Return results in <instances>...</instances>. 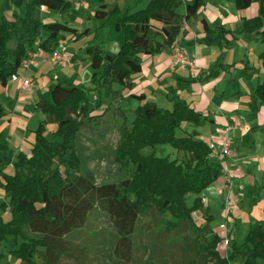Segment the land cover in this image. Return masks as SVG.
Segmentation results:
<instances>
[{"label":"trees","instance_id":"trees-1","mask_svg":"<svg viewBox=\"0 0 264 264\" xmlns=\"http://www.w3.org/2000/svg\"><path fill=\"white\" fill-rule=\"evenodd\" d=\"M102 1L93 17L113 19L122 41L114 53L98 45L86 47L94 85L88 90L100 88L105 97L115 98L119 95L112 89L115 82L126 88L129 96L143 101L133 110L128 127L125 121L119 126L121 135L114 158L128 176L118 182L97 183L90 171L80 170V129L110 106L97 111L101 100L90 106L86 89L63 81H56L48 97L38 93L35 107L45 114V120L36 130L31 154H18L12 174L0 170V187L9 195V202L0 208L10 213L8 221L0 214V240L13 236L9 253L16 259L14 264H63L65 260L85 264L89 244L96 246L95 253H105L111 264H264V220L252 221L241 243L230 241L225 251L222 249L223 237L211 227L212 215L199 196L221 175L219 160L212 157L209 144L197 138L195 129H185L181 136L175 134L183 122L198 127L212 119L185 100L175 99L174 92L170 109L146 100L142 91L132 92L133 76L141 72L143 58L167 47L171 50L178 36L184 34L183 26L198 15L203 0H146L143 7H138L143 0H136L124 9L117 4L107 9ZM229 1L238 10L257 3V14L243 18V28L260 33L264 42V0ZM6 4L22 7L24 12L11 18L0 14L2 86L17 75L30 51L40 48L51 54L58 48L61 32L75 39L83 34L66 22L45 23L42 19L46 8L68 9V0H6ZM180 5L184 6L182 14L177 11ZM201 22L203 40L211 44L212 29L206 20ZM258 57L264 64V51ZM217 73L211 69L206 77ZM250 102L264 104V78L251 93ZM46 122L56 124L52 136L62 137L61 151L54 150L52 141L43 136ZM163 144L180 157L141 152L147 146ZM189 194L193 195L190 202ZM195 212L200 213V222L193 219ZM99 217H106L112 226L109 248L98 230L90 231L98 236L95 241L84 242L88 225H95L91 218ZM142 236L151 242L149 257L135 256ZM3 257L0 253V264Z\"/></svg>","mask_w":264,"mask_h":264},{"label":"rangeland","instance_id":"rangeland-1","mask_svg":"<svg viewBox=\"0 0 264 264\" xmlns=\"http://www.w3.org/2000/svg\"><path fill=\"white\" fill-rule=\"evenodd\" d=\"M68 1L70 2V7L65 11L47 8L42 11V18L46 22H66L70 26L76 28L79 33L83 32L78 39L73 38V36L69 33L61 32L59 34L58 47L63 49L61 52H66L69 62L65 66H57L51 62L58 70L56 71L54 68L52 69H54V74L58 73L60 76L61 71L69 68L72 63L75 68L70 70L72 71L71 75L67 78L60 79V81L86 89L87 97L90 100V106L96 105L97 102L101 100L99 104L100 109L97 111H100L103 107L107 108L110 106L109 110L105 111L103 115L94 117L92 120L87 121L82 125L78 138L77 154L80 161L81 172L90 171L97 183L118 182L128 176V172L125 168H123L114 158L115 149L121 135L119 126L125 121L128 127V123L134 117L133 110L143 101H139L134 96H129L128 90L126 88L123 89L120 84L115 82L112 84V89L119 92V95L115 98L105 97L100 88H96V90H88L92 89L94 85L90 82L92 70L89 67L86 47L89 45H98L105 51L114 53L120 46L122 35L118 31L114 30L113 19L109 18L101 20L93 17V12L101 3L100 0ZM102 2L106 4L107 9L113 6L115 2H117L119 7L123 9L124 3L131 6L134 5L136 0H103ZM145 3L146 0H143L139 3L138 7H143ZM183 9L184 6L180 5L177 8V11H183ZM252 9L253 7H248L246 9L238 10L234 7L233 2L229 0H203V5L198 12L199 14L196 17L191 18V23L192 25H197L198 28H200L202 27V22H200L199 18L207 19L213 32L212 41L214 42L213 44L201 45V49L206 51V53L210 54L212 52H219L220 54H225L228 49H235V51L232 52V60L234 57L239 56L238 59L235 60L236 62L231 63L229 66L232 67V78L235 80L234 82L239 84L242 88L243 86H248L249 84L250 86L252 85L253 87L251 90L254 91L257 85V78H264V64H262L258 57V55L264 51V42H262L260 33H252L243 28V18H249L250 16H254V14H256L252 12ZM23 12L24 10L22 7H12L6 4V0H0V14H3L5 17L11 18L13 14L22 15ZM209 12L214 13V15L212 16ZM103 22L104 26H102ZM220 22L223 24L221 25ZM221 26L224 30H222ZM248 48H252L253 50V56L251 57L249 65L252 69H247V63L243 55L244 53L246 54ZM218 66H220V64ZM75 70L79 71V76L75 75ZM229 78L230 74L226 73V81ZM45 82L46 83H44V81H39L38 87L42 89V94H45L48 97L49 89L56 83V80L48 77ZM140 91L141 89L139 88L134 91L132 89V92ZM253 91L250 93H253ZM143 92L147 93L148 98L150 97V90L149 93L148 91ZM158 92L159 95L162 94L160 91ZM14 93L17 95V90L15 91L14 87L9 88L8 86L5 87L0 84V103L4 108V113L2 115L0 114V170L6 174H8L7 170H9L10 174L13 173V163L16 161L20 152L24 153L27 157L30 156L31 148L35 143L36 130L39 123L45 120V114H43V112L37 109L34 105V103L38 101L39 95L37 93L34 94L35 101L32 98H28L20 102V107L16 109H14V107L17 96L13 99V96L15 95ZM157 95L158 94L151 96L158 105L163 107L172 106V101L170 99ZM172 95L173 93L169 95V98ZM243 112L245 114L246 111L244 110ZM121 113H124L126 117L124 118ZM194 128L197 127H192V125L183 122L181 126L177 128L175 134L177 136H181L186 133V131H184L185 129L190 132ZM198 129H201V126H198ZM55 130L56 124L46 122L42 134L47 140L52 141L54 150L61 151L63 149L62 137H53L52 135H54ZM197 136L200 137L201 135L198 134ZM141 152L145 155L153 153L154 155L161 157L167 155L170 158H175V156L177 158L180 157V153H177L176 150L167 144L155 145L154 147L147 146L142 149ZM54 167L55 165H53V168ZM192 197L193 195L189 194L187 196V201L190 202ZM3 202L6 204L9 202V195L5 193L2 187H0V205ZM241 208L243 209L244 214L242 212L243 217L240 222L242 224L239 227L240 229H238V236L239 234L240 236H243L245 227H242V225L247 221L248 217L252 220L251 216L253 215L250 208L247 209L245 205H242ZM7 211L9 210L2 211L0 208L1 218L3 219L4 217V221L10 218V213ZM212 212L215 217L212 225L215 226L218 222V215L216 210L213 208ZM254 212H256V210ZM192 217L196 222H200L201 218L198 212L193 213ZM90 221L95 225H88L87 228L89 232H87L86 238L83 237L84 242L89 244L92 239L95 241V238L98 236L90 231L98 230L97 233H99L100 239L103 238L106 243L105 247L109 248L110 245L108 240L111 238L112 234V226L109 220L106 217H99L97 219L91 218ZM219 228V231L226 229V222L223 221L220 223ZM141 242L142 245H138V250L135 253V256H151V242H147V238H145V236H142ZM13 244L14 240L11 235H6L4 239L0 240V253H3L4 255L2 264H14L16 262V259L9 253ZM96 250L97 248L95 245H88V251L90 253L87 254V258L84 260L85 264H111V259L104 256L105 253H95ZM63 264L74 263L72 261L65 260L63 261ZM232 264H240V262L235 261Z\"/></svg>","mask_w":264,"mask_h":264},{"label":"crops","instance_id":"crops-1","mask_svg":"<svg viewBox=\"0 0 264 264\" xmlns=\"http://www.w3.org/2000/svg\"><path fill=\"white\" fill-rule=\"evenodd\" d=\"M115 4L118 5L117 2ZM127 6L130 5L124 3V8ZM249 7H253L252 12L257 14L258 6L256 2H253ZM178 12L182 14L184 9ZM209 13L212 16L214 15V13ZM202 19L207 21L206 18H199L200 22ZM43 21L48 23L44 19ZM220 23L221 25L223 24L222 22ZM102 26H104V22ZM183 29L184 34H180L175 43L191 59L193 67L174 65L171 50L167 47L160 53L143 58L141 72L133 76L134 85L132 89L134 91L139 88L141 91H148V93L150 90L149 98L147 93L142 91L146 95V100L153 101L157 106L167 109L171 107L158 105L152 96L158 94L157 96H164L170 99L171 96L169 98V95L174 92L175 99H183L190 104V107L208 115L212 122L205 123L201 126V129H198V127L194 129L199 135L203 136H197L198 139L207 140L206 143L208 144L214 143L217 149H220L219 138L224 134L226 126L232 124L234 120L238 122L239 125L226 132L229 140V150L219 160L221 175L199 194L212 215L211 227L223 237V245L221 247L225 251V235H230V241L241 243L249 224L254 220H264V104L258 102L254 105L251 104L250 92L253 91L251 90L252 85L250 86L249 84L242 88L234 82L232 67L229 66L238 59L239 55L232 60V52L235 49L225 50V54H220L219 52L208 54L201 49L202 44H207L203 40V27L198 28L197 25H192L190 19L183 26ZM57 50L62 51L63 49L58 47ZM243 55L247 63V69H252L249 66L253 56L252 48H248L246 54L244 53ZM49 58L50 54L44 53L43 57H40L27 69L20 68L17 73V79L12 80L10 78L6 86L9 88L14 87L15 91L17 90V95L14 93L15 95L13 96V99L17 96L14 109L20 107L19 103L28 98L34 100L35 93H42V89L38 87L39 81L46 83L45 81L48 77L60 81V79L69 77L72 72L70 70L75 68L71 63L69 68L63 69L59 76L58 73L54 74V69L56 71L58 69L53 66ZM219 64L220 66H218ZM211 69L218 70V73L215 76L206 77ZM75 73L76 76H79L78 70H75ZM226 73L230 74V78L227 81L225 79ZM22 76L33 81L34 91L32 94L21 89L19 77ZM204 77L206 78L204 79ZM260 81L261 79L257 78L256 83ZM158 91L162 94L159 95ZM0 107L4 113L1 103ZM243 109L246 111L245 114ZM7 173L10 174L9 170H7ZM228 197L236 200V206L225 217L223 208ZM242 205H245L247 209L250 208L253 215L251 214L252 220L248 217L247 221L242 225V227H245L243 236H240V234L238 236V229H240L239 227L242 224L240 222L244 214L241 208ZM212 208L216 210L218 215V222L215 226L212 225L215 219ZM255 210L256 212H254ZM9 219H6V221ZM223 221L226 222V229L219 231L220 223Z\"/></svg>","mask_w":264,"mask_h":264},{"label":"built area","instance_id":"built-area-1","mask_svg":"<svg viewBox=\"0 0 264 264\" xmlns=\"http://www.w3.org/2000/svg\"><path fill=\"white\" fill-rule=\"evenodd\" d=\"M78 4V3H77ZM83 4V3H82ZM171 53L174 58V65L179 64L181 67H193V62L191 59L188 58V56L185 54L182 48H180L177 44L172 46ZM44 52L42 49L37 48L33 51H30L27 56L21 61L20 68L27 69L30 65L34 64L40 57H43ZM50 60L52 63H54L57 66H65L69 62L68 55L66 52H61L58 50H54L50 54ZM18 78V75L14 74L11 76L12 80H15ZM20 80V87L22 90L26 91L29 94L33 93V81L25 76L19 77ZM238 124L236 120L233 121L232 124H228L226 128L224 129V134H222L219 138L220 142V149H217L216 145L214 143H210L209 146L211 148V155L216 158L217 160H220L223 155H225L229 150V140L226 136V132L229 129L235 128ZM236 206V201L234 198L228 197L225 200L224 203V215L227 217V215L233 211V209ZM230 235L224 236V244L227 246L230 242Z\"/></svg>","mask_w":264,"mask_h":264}]
</instances>
